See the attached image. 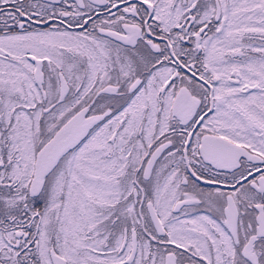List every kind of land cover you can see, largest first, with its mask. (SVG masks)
I'll use <instances>...</instances> for the list:
<instances>
[{"label":"snow or ice","instance_id":"6c2138e0","mask_svg":"<svg viewBox=\"0 0 264 264\" xmlns=\"http://www.w3.org/2000/svg\"><path fill=\"white\" fill-rule=\"evenodd\" d=\"M0 264H264V0H0Z\"/></svg>","mask_w":264,"mask_h":264}]
</instances>
